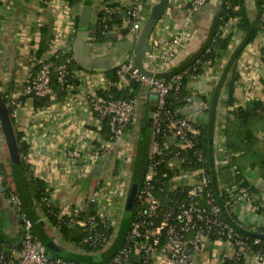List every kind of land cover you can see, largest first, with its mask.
<instances>
[{"label": "crops", "instance_id": "obj_1", "mask_svg": "<svg viewBox=\"0 0 264 264\" xmlns=\"http://www.w3.org/2000/svg\"><path fill=\"white\" fill-rule=\"evenodd\" d=\"M135 1L81 0L76 5L68 6L65 0H47L44 4L40 0H0V92H21L32 72L35 53L42 38H45L47 46L40 58L45 54L50 57L58 51L71 50L72 57L80 66L74 72L81 73L77 79L78 85L65 98L53 101L49 106L36 108L33 98L25 96L13 116L14 130L28 142L25 162L29 171L45 182L50 200L60 212L68 208L86 210V197L92 190L105 188L110 191L107 197L114 200L109 210L117 216L116 209L121 203L125 204L124 197L132 182L131 173L137 169V158L140 149H143L144 139L146 146L138 169L141 171L145 168L152 132L147 112L154 110L155 95L149 86L143 84L136 95L137 117L115 141L109 153L93 157L94 149L103 138L99 131L102 121L100 124L92 111L91 100L105 92L104 85L112 80L108 71L134 56L140 30H133L128 22L129 14L125 16L124 11L120 10L128 12ZM157 1L142 0L138 4L137 19L142 26ZM224 2L205 0L202 4H195V0H168L163 15L154 25L143 56L144 67L162 76L194 62L214 31L221 38L230 34L226 48L217 51L219 55L212 64L204 61L197 74L186 75L191 99L181 109L183 115L186 112L201 114L202 119L197 118L193 122L196 127L210 121L213 156L209 154V159L213 173L218 167L215 165L217 143L224 140L221 134L227 116L231 115L229 110L238 105L251 107L252 101L256 99L264 101V24L259 22L256 0H239V4L233 7V12L239 13L215 30V20ZM108 4H116L111 8L119 11L120 21L103 38L97 39L94 24ZM82 6L91 8L89 32L94 36L85 39V53L76 55L73 41ZM124 28L127 31L122 33ZM234 70L239 75L234 89L235 102L233 106H226L227 81ZM184 116L192 121L191 115ZM259 136L262 137L260 148L264 150V136ZM116 162L118 169L115 173ZM0 167V254H3L6 246L8 254H15L19 249H12L11 246L16 244L21 235V220L15 205L5 193L6 184L14 185L15 188L16 185L1 129ZM125 171L130 175L124 174ZM241 174L255 193L264 194V168L246 165ZM220 186L226 188L228 185L225 182H213L222 215L240 230L256 232V228L264 223V214L247 205H240L236 216H232L225 209ZM32 203V208L27 211L22 209L32 222L33 233L45 243L48 253L51 250L47 243L60 251L57 237H62L58 229L47 221L34 205L33 199ZM122 213L114 226L113 242L106 249L84 252L83 247L66 240L75 246L74 249L64 247L63 254L53 253L54 256L79 261H82V256H92L100 262L107 260L121 245L126 232L122 229ZM52 239L58 244L55 245ZM223 251L224 244L213 239L206 249L195 254V261L197 264H222ZM243 264L264 262L258 263L253 254H245Z\"/></svg>", "mask_w": 264, "mask_h": 264}, {"label": "built area", "instance_id": "obj_2", "mask_svg": "<svg viewBox=\"0 0 264 264\" xmlns=\"http://www.w3.org/2000/svg\"><path fill=\"white\" fill-rule=\"evenodd\" d=\"M141 1L136 0L128 11V22L133 30H139L141 26L137 19V6ZM203 2L205 0H195V4ZM111 7H104V20L112 18L115 11ZM259 19L264 22V0ZM167 49L169 51V46ZM47 59L46 54L40 58L38 70L31 72L21 92L4 93L6 106L11 109L12 117L22 105V95L53 96L50 85L52 66ZM53 69L57 72L59 81H62L65 65L59 64ZM185 73L186 71L176 72L168 78L145 76L134 66L133 58H130L117 66V79L108 80L104 85L103 89L108 92L113 87H127L130 80L138 81L152 89L155 104L144 173L128 229L121 245L102 264H197L195 254L206 249L213 239L224 244L222 264H243L245 254H253L258 263L264 262L263 239L242 234L229 220L222 218V208L214 198L211 179L204 166L206 157L197 146L199 129L189 118L180 116L178 110L173 111L167 107L169 92L181 86ZM80 75V71H77L73 77L78 79ZM71 88V85L65 87L67 90ZM108 97L97 96L91 100V109L100 124L102 118L109 116L110 131L109 137L94 149V158L99 157L100 153H109L115 141L135 119L138 96L120 99L108 94ZM190 99L189 97L187 100ZM161 135H169V142L162 143ZM216 149L218 157L215 165L231 161L232 154L228 153L224 140L217 143ZM160 166L172 174L168 175L167 170L157 174ZM232 170L233 173H238L235 166ZM5 187L8 199L19 212L23 239L15 254H7V257L0 254V264H81L59 256L48 257L45 244L32 231V222L22 209L15 186L6 184ZM220 189L226 190L229 195L224 200V206L232 216H236L240 205H247L264 214V194L250 192L238 183L226 188L220 186ZM108 191L105 188L92 190L86 197V202L87 206H92L93 212L86 213L81 218H75L79 215L78 209L68 208L59 213V216L69 217L68 222L74 220L85 228L82 242L89 249L83 247L84 252L106 249L113 242L117 218L109 210L114 200L107 197ZM255 231L264 233V223Z\"/></svg>", "mask_w": 264, "mask_h": 264}, {"label": "trees", "instance_id": "obj_3", "mask_svg": "<svg viewBox=\"0 0 264 264\" xmlns=\"http://www.w3.org/2000/svg\"><path fill=\"white\" fill-rule=\"evenodd\" d=\"M41 4L46 2L47 0H40ZM68 6H73L78 4L81 0H65ZM239 4V0H225L218 17L215 20V30L220 26L227 22L230 17H234L236 13L239 11L233 12V7ZM256 4L258 7V19L259 14L261 11L262 0H256ZM109 6H115L116 4H108ZM105 13L102 10L99 13L98 20L96 24H94L95 33L97 39L103 38L104 34L108 32L111 27L120 21L119 11L115 10L112 18L110 20H104ZM260 24H264L259 19ZM77 25V22H76ZM127 30L126 28L122 29V33H125ZM230 34L221 38L215 31L209 37L207 43L204 45V48L198 52L196 55L194 62L183 66L179 70H174L168 74L162 75L161 77L168 78L173 73L186 71L182 78L181 86L178 89H173L169 92L167 96V107L170 110L177 111L180 116H184L181 112L182 107L188 102V98L190 97V92L187 89V82H186V75L189 73L197 74L201 63L204 61H208L210 64L213 63L214 59L219 55L218 50L225 49L228 42H229ZM46 41L45 38H42L38 49L35 53V64L32 67V71L36 72L41 64L40 56L45 52L46 49ZM47 61L51 64L52 70L50 75V85L53 90V96H31L33 98V104L36 108H41L45 106H49L53 101H58L73 90L76 85H78V80L73 77L74 72L80 68V66L75 62L74 58L72 57V52L70 51H58L48 57ZM196 61V62H195ZM64 64L65 65V75L62 81H59L57 72L53 69L56 65ZM195 67V69H192ZM116 70L115 67L112 70L108 71V76L112 80H116ZM239 75L237 71H232V75L230 76L229 80L227 81V96L225 99L226 106H233L235 102L234 97V89L235 83L238 80ZM71 85L73 88L71 90L65 89L66 86ZM141 83L135 80H130L127 87H113L108 92H103L99 96L104 98H109L108 94H111L113 98H120V99H129L136 96L140 90ZM0 96L3 102L6 105V99L4 97V93L0 92ZM27 95H22L21 99L23 102L24 97ZM9 116L11 118L13 124V117L11 115V109L7 107ZM231 115L227 116L225 120L224 127L222 129V136L224 137L225 146L227 148L228 153L232 154L231 161L226 164H219L216 171L213 173V166L209 159V140L211 139L210 135V121L207 124H201L197 126L199 129V133L196 136L197 146L202 151L204 156L206 157V161L204 166L206 168L207 173L211 179V186L213 188V182H222L228 185V187L232 186L233 184L238 183V185L244 187L250 192H255L253 187L247 182L244 176L241 174L243 167L249 165L251 167L258 166L260 168H264V150L260 148V142L262 137L264 136V101L262 100H253L251 107H244L242 105L235 106L231 110H229ZM129 127V126H128ZM127 127V128H128ZM126 128V129H127ZM102 138L107 139L109 137V116H105L102 118V124L99 129ZM16 141L18 152L20 156V160L22 163V168L25 176V180L28 186V189L31 193V197L33 199L34 205L39 208V210L43 213L46 217L47 221L56 227L64 240H68L79 247H84L87 250L89 246L82 242V238L86 233L84 227L79 226L74 220L72 222H68L69 217L62 215L59 216L60 209L55 206V204L50 200L49 193L46 189L45 182L35 177L29 171V167L25 162V157L28 150V142L24 138H22L21 134L18 131H15ZM169 135H164L160 137L162 143L169 142ZM243 152V153H241ZM236 167L238 173H232L233 167ZM118 169V163L115 164L114 172L116 173ZM167 169H164L163 166H160L157 170V174L164 172ZM0 173H2V169L0 167ZM143 170H139L138 168L132 173V182L133 183H140L136 181L135 177L139 174V176L143 175ZM168 175H171L172 172L167 170ZM164 178H162L163 180ZM214 192V189H213ZM5 193L7 194V189H5ZM215 193V192H214ZM220 196L223 199L229 197L226 190L220 191ZM162 198L163 195H161ZM214 198L216 199V195L214 194ZM216 202L218 200L216 199ZM93 208L92 206H88L86 210L79 211V215L75 218H81L86 213H92ZM222 215V214H221ZM224 220H228L225 216L222 215ZM127 227L125 231H127ZM111 231V229H110ZM126 233V232H125ZM264 244V240L262 241ZM45 244V243H44ZM67 259V258H66ZM68 260L75 262V263H84V264H102L96 260L95 257H81L82 261L75 260L69 258ZM223 264H226V262Z\"/></svg>", "mask_w": 264, "mask_h": 264}, {"label": "water", "instance_id": "obj_4", "mask_svg": "<svg viewBox=\"0 0 264 264\" xmlns=\"http://www.w3.org/2000/svg\"><path fill=\"white\" fill-rule=\"evenodd\" d=\"M167 3H168V0H158L156 3H154V5L150 9L146 22L143 24L142 29L139 32L137 42L134 46V56H133L134 66L137 68V70L142 75H145V76H155V77L161 76V75L153 74L151 71H149L148 69L144 67L143 56H144V52L147 47L150 34L154 28V25L163 15V12L167 6ZM123 11H124L125 16H127L128 14L127 10L125 9L120 10V12H123ZM90 13H91V8L89 6H82L80 14H79L78 24H77V32H76V35L73 41L74 53L76 55H83L85 53V50L87 47V43L85 39L89 36L90 37L94 36V34L89 32V29L91 27ZM184 115L186 116L191 115L192 122H195L197 118L202 119L201 114H198L195 112L194 113L186 112ZM152 116H153L152 111L147 112V117H148L147 120L149 122H151ZM0 129L3 133L6 146L8 149L11 167H12L13 175H14V182L16 185V190L20 197L22 208L25 211H27L28 209L32 208L33 203H32L31 195H30V192H29L26 180H25L22 163L20 160L19 152H18L15 130L13 128V124L9 116L7 106L3 102L1 96H0ZM145 146H146V139L143 140V145L141 147L143 149H140L139 157L137 158L138 159L137 168L140 165L142 155H144ZM209 148H210L209 154L212 157L213 156L212 140H209ZM138 189H139L138 183H133V182L130 183L128 193L125 199L124 208H123L122 224L125 220L129 222V220L131 219ZM232 226L235 227L242 234H245L247 236L259 237L264 240V233L240 230L234 224H232ZM22 239H23V236L20 235L19 238L16 240V244L12 245L11 248L20 249ZM46 245L49 248L54 249L53 247H51L49 243H47ZM3 254L5 257H7L8 246L5 247ZM53 256H54L53 252L50 251L48 253V257L52 258Z\"/></svg>", "mask_w": 264, "mask_h": 264}, {"label": "rangeland", "instance_id": "obj_5", "mask_svg": "<svg viewBox=\"0 0 264 264\" xmlns=\"http://www.w3.org/2000/svg\"><path fill=\"white\" fill-rule=\"evenodd\" d=\"M146 20H147V17L145 18L144 22H146ZM141 29H142V25L140 26V29H139V30H141ZM136 117H137V115H136V111H135L134 118H136ZM121 136H122V135H121ZM121 136H120V137H121ZM124 174H126V175H130V173H129L128 171H125ZM131 175H133V174L131 173ZM141 178H142V177H141V175L139 176V174L136 175V177H135L136 181H139ZM125 197H126V196H125ZM125 197H124V200H125ZM123 206H124V202L121 203V205H120V207H119L118 209H116V210H117L116 224H117V222H118V220H119V217L121 216ZM122 214H123V213H122ZM127 224H128V222L125 220V221L123 222V224H122V229H123V230L126 229ZM57 240H58V242H60V244L58 245V249H60V251H56L55 249H52V248H49V247H48L49 249H51V251H52L55 255L58 254V253L63 254V253L65 252V251H64V247H67L68 250H73L74 247H75V246H71V243H69V242L66 241V240H63L62 238H58V237H57ZM52 241H53V243H54L55 245L58 244V243L55 242L53 239H52ZM64 245H65V246H64ZM61 247H62V248H61Z\"/></svg>", "mask_w": 264, "mask_h": 264}]
</instances>
